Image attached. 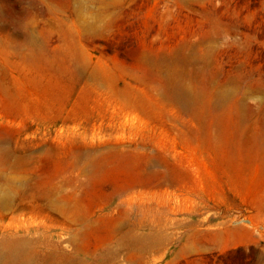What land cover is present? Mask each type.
Segmentation results:
<instances>
[{
    "label": "rangeland",
    "instance_id": "374dc122",
    "mask_svg": "<svg viewBox=\"0 0 264 264\" xmlns=\"http://www.w3.org/2000/svg\"><path fill=\"white\" fill-rule=\"evenodd\" d=\"M126 231L163 246L116 264H264V0H0V250Z\"/></svg>",
    "mask_w": 264,
    "mask_h": 264
},
{
    "label": "bare ground",
    "instance_id": "6f19581e",
    "mask_svg": "<svg viewBox=\"0 0 264 264\" xmlns=\"http://www.w3.org/2000/svg\"><path fill=\"white\" fill-rule=\"evenodd\" d=\"M76 223L78 225L81 224V222L78 220L76 221ZM162 246L163 240L160 237H155L152 235L138 237L132 235L130 231H126L118 239L116 248L110 251V262L104 260V264H116V259L118 258H123L127 262H133L132 260L135 254L156 252L157 250L162 248ZM1 248L2 249L0 250V264H29L31 256L28 253L26 240L5 241L2 242Z\"/></svg>",
    "mask_w": 264,
    "mask_h": 264
}]
</instances>
